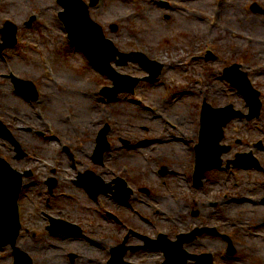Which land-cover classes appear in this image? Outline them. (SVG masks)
Masks as SVG:
<instances>
[{
    "label": "rangeland",
    "instance_id": "obj_1",
    "mask_svg": "<svg viewBox=\"0 0 264 264\" xmlns=\"http://www.w3.org/2000/svg\"><path fill=\"white\" fill-rule=\"evenodd\" d=\"M223 1L227 3L222 4ZM254 4L260 5L263 12L253 11ZM62 10L58 0H0V31L10 21L17 26L18 36L17 45L0 54V127L4 125L12 131L28 157L15 159L14 142L2 136L0 156L19 171L31 175V179H25L30 188H24L21 197H52L46 182L53 176L54 168L63 176L61 181L69 183L67 171H73L62 153L64 145L72 151L82 145L85 164H79V170L86 167L96 171L91 157L100 131L110 125L113 130L107 138L113 149L107 152L105 166L97 171L98 175L111 182L118 174L128 177L130 173L135 178L129 181L135 190L133 197H157L154 203L160 207L161 198L169 197L167 203L172 204L175 197L181 205L188 206L180 211L153 214L152 222L143 229L155 236L161 231L171 235L192 231L199 224L192 209L200 208L197 204L203 203L202 219L206 225L207 214L213 211L209 202L218 200L219 206L214 211L220 231L231 236L237 255L226 257L228 243L221 236L205 235L201 242L185 247L197 253H215L218 264H264V149H252L262 160L261 168L210 171L200 188L194 187L192 178L193 145L203 102L217 108L233 105L248 113L245 98L225 76L228 66L241 65L261 92L263 106L260 118L231 123L226 140L241 151L250 149L253 139L264 141V0H98L90 7V15L103 26L106 36L119 50L143 52L150 60L163 64L160 78L152 82L146 79L148 72L139 63L116 65L113 62L118 73L141 81L135 93L123 92L112 101L100 92L105 86L112 87L113 80L92 68L84 52L69 43L67 30L59 18ZM240 17L246 18V22ZM112 25L118 27L116 32L111 29ZM3 36L0 32V47ZM214 55L218 58L209 60ZM11 75L33 81L39 87L41 99L25 100L16 90ZM186 90L193 93L177 106L173 93L176 99ZM39 129L48 132L52 129L57 138L48 142L47 150L36 133ZM172 134H179L187 148L174 142L169 136ZM236 139H243V143H234ZM145 140L155 142L138 147ZM124 141L137 148L129 149ZM164 165L174 173L162 177L158 172ZM182 185L186 186L185 190ZM142 186L150 189V195L140 190ZM69 189L61 187L53 197L85 199L81 203L73 201L72 207L69 202L66 208L71 213L78 202L77 216L73 217L86 222L89 250L77 246L78 251L86 252V259L107 261L112 256L111 247L117 246L118 234L114 221H105L98 210L103 205V210L107 206V211L116 214L118 204L105 198L113 197L110 193L93 203L84 195L85 191ZM62 191H66L65 196ZM56 200L52 212L66 202ZM27 208L33 207L28 203ZM27 208L28 227L35 226L44 211H48L44 205L36 208L39 209L36 214ZM43 234L23 233L25 239L19 238V246L33 257L35 264L52 257L45 249L52 242ZM101 240L106 242L100 243ZM156 257L159 260V253ZM14 260L10 247L0 248V264H14Z\"/></svg>",
    "mask_w": 264,
    "mask_h": 264
},
{
    "label": "water",
    "instance_id": "obj_2",
    "mask_svg": "<svg viewBox=\"0 0 264 264\" xmlns=\"http://www.w3.org/2000/svg\"><path fill=\"white\" fill-rule=\"evenodd\" d=\"M97 1L98 0H91L89 5L83 0H59V3L65 8V10L60 13V17L69 31L71 40L89 55L94 64L114 79L116 86L112 89L107 88L103 91L110 100H113L121 91H133L139 80L117 73L111 65L112 61H116L118 65L127 64L129 61L139 62L142 66L152 71V77H156L160 73L163 65L150 61L143 53H122L119 51L115 44L110 39L106 38L102 26L95 22L90 16V7L95 6ZM252 9L254 11L262 10L257 4H254ZM112 29L117 31L118 27L114 25ZM3 32L5 33L3 37L5 43L1 46V49L15 45L17 42V27L13 23L7 22ZM117 56H119V59H117ZM238 70H240L239 65H234L229 68V76L232 83L238 87L239 91L247 95L251 105V113L247 118L252 119L259 115L261 107L259 93L253 89L247 73L238 72ZM232 71L234 72V76L231 74ZM123 81H128L130 84H123ZM21 87L28 98L34 100L38 98V93L32 82L24 81ZM203 113L204 130L202 143L197 148V180L203 177L207 169L222 165V154L228 150L227 147H223L219 144L224 135L223 126L232 118L243 115L240 111H235L232 106L222 109H212L208 104H205ZM1 127L4 126L1 125ZM108 130L109 127H107L104 134L101 135L103 140L102 143H107L105 135ZM15 144L19 151L17 157L22 158L24 154L19 144ZM108 148V144L100 145L98 155H102ZM248 156L251 155H239L234 163L241 166L251 164L250 161H248ZM23 177V173L14 169L5 159L0 157V247L11 244L17 258V263L28 264L30 261L29 258L27 262L20 260V257H27V254L18 248L16 244L21 228L18 197L22 190ZM205 231L206 230H197L193 233L192 240L197 234H201ZM188 238V235H183L181 236V240L177 243L166 242L164 248L168 256L167 264H187L191 256L182 250V244L188 240ZM226 238L230 241L229 250L230 253H232V241L228 237ZM158 243L159 242L156 244L158 245Z\"/></svg>",
    "mask_w": 264,
    "mask_h": 264
},
{
    "label": "flooded vegetation",
    "instance_id": "obj_3",
    "mask_svg": "<svg viewBox=\"0 0 264 264\" xmlns=\"http://www.w3.org/2000/svg\"><path fill=\"white\" fill-rule=\"evenodd\" d=\"M36 133L41 139H43L42 141L47 150L49 144L48 141H44V138H48L47 132L37 130ZM224 143L231 145V142L227 141L226 138ZM237 143L241 144L242 140H238ZM231 146L232 148L230 152L232 153L235 150V148L233 145ZM260 146L263 148L264 142ZM62 152L65 158L68 159V163L70 165L69 169L73 171V172L67 171V173L70 174L69 183H67L66 181H61V178L63 176L60 174L57 168H54L51 172L55 177H49L46 182L48 191L50 192L52 197H47L46 199H43L42 197L40 199H37L36 197L19 198V208H20L21 223H22L20 240L25 239V236L22 235L23 233L27 234L28 236L29 235L37 236L39 234L44 235L43 233H46L52 242L51 245L49 244L47 245L48 247H45V249L47 250L46 252L52 257L50 259L44 260L43 263L41 264H161L162 261L164 260V253L162 251H158L155 248H153L150 245V241H149L150 238H156L157 236L151 234L148 230L143 229L142 227L152 222L153 214L162 211H180L185 208H188V206L185 204L181 205V202L179 201L173 202L174 204L173 203L168 204L167 202H169V197H165V198L160 197L161 198L160 202L162 201L161 204L165 207L166 209L165 210L164 208H162L163 207L162 205L161 207L159 206L160 208H158L157 205L154 203L157 197H133L134 191L131 197H105V198L113 199L118 204L117 213L113 214L110 211H107V206H105V210H103V205L99 209L101 211L98 210V212H100V214L103 216V219L105 221H109V219H112L114 221L118 234L116 245L119 248H121L122 252L124 251V254L122 258H119L121 259L119 260V262H111L110 259H108L107 261H103V260L98 261V259L95 258L91 259L90 257L86 259L85 257L86 252L85 253L79 252L77 248V246L81 247L83 249H86L87 252L89 250V248L86 247L89 244V239L87 238V235L85 233L86 222L77 217H73V216H77L76 207L79 206L78 202H75L74 211H72L71 213H67L66 210V208L69 206V202H70V206L72 207L73 201L79 200L81 203V201H84L85 199L83 198V200H81L82 197H53V196H55L58 193L61 187H66L68 189L70 188L69 190H75L76 188L77 189L79 188L85 191L86 193H84V195H87L88 199H90L91 202L93 203H98V201L104 197H100V196H98L97 198L92 197L91 194L86 189L87 186L85 180L83 179L84 177L83 174L90 169L84 167L83 169L79 170V164L80 165L85 164L84 163L85 152L83 146L81 145V147H78L77 150L72 151L67 145L66 146L64 145L62 146ZM236 152H237V148L234 151L233 156H235ZM78 154H80L81 157H79ZM104 158L101 163L98 164L94 163L96 167V171L93 170L94 172L97 173L98 170L103 168V166L105 165ZM91 161L94 162L92 157H91ZM169 172L172 171H169L168 168H166L165 171L163 172L165 174H162L161 171L160 174L166 176ZM57 175H59V177H56ZM51 178H54L53 182H51ZM129 179L131 182L135 181V178L130 173H129ZM52 185H54V187L51 189ZM24 188H30V184L29 185L25 184ZM65 192L66 191H62L61 194L65 196ZM142 192L150 195V192L148 193L146 191H142ZM56 199L60 201H57ZM54 200H56L57 203H62L63 201L66 202L62 204L61 209L52 212L54 210V203H53ZM28 203L31 204L33 208H27ZM41 205H44L45 209H47L48 211H44L43 217L40 219V221L39 220L37 221L35 226L28 227L29 221L26 218L25 209L27 208V210L32 211L33 213L36 214L39 212V209L36 208H39ZM180 206L182 208H180ZM197 206H199L200 208L194 209L195 210L194 212L192 209L193 217L197 218L199 221L198 222L199 224L196 227L216 228L221 230V226L217 219L218 218L217 213L216 211H214V209L218 208L219 201L215 200L209 202V207H211L213 211L207 214L208 224L206 225L203 224V219H202L203 213L205 211V207L203 208L204 206L203 203L202 204L198 203ZM140 228L143 230H141ZM180 233L175 235H171L167 233L165 234H167L168 239L176 240ZM206 235L213 236L210 234H206ZM204 236L205 235L199 236L195 240L186 244L193 245L195 242H201L202 237ZM101 241L102 242L100 243L106 242L104 240ZM94 243L97 244V241H94ZM185 249L188 250L187 247H185ZM189 252L192 255H199V253L194 251H189ZM157 253H159V260L156 261L155 259L157 258L156 257ZM211 254H212L213 264H218L216 254L213 252H211Z\"/></svg>",
    "mask_w": 264,
    "mask_h": 264
},
{
    "label": "bare ground",
    "instance_id": "obj_4",
    "mask_svg": "<svg viewBox=\"0 0 264 264\" xmlns=\"http://www.w3.org/2000/svg\"><path fill=\"white\" fill-rule=\"evenodd\" d=\"M225 3H227V2H225V1L222 2V4H225ZM240 19H243V20H245V22H246V18H244V17H240ZM218 80H222V77H219ZM180 85H181V84H180ZM190 93H191V92H189V90H186V92H181L180 95H179L178 97H176V99H174L175 96H173V97H172V98H173V102H174V103H177V104L183 102L184 97H185V96H189ZM177 106H181V105L178 104ZM148 111H153V110H152V109H148ZM177 121H178V119H177ZM169 136H172V137H173V141L176 142L177 144L184 145V146H183L184 149L187 148L186 145H185L186 142L183 143L182 140L177 139V137L179 136V134H178V135H177V134H172V135H169ZM152 142H154V141H152ZM180 142H181V143H180ZM181 145H180V146H181ZM93 178H94L95 181L98 182V177L94 176ZM183 188H184V190H185V189H186V186L182 185V189H183Z\"/></svg>",
    "mask_w": 264,
    "mask_h": 264
}]
</instances>
